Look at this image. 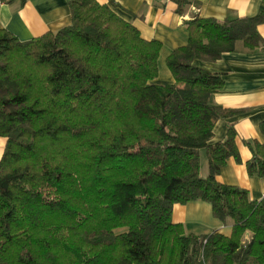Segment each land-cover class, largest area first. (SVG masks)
<instances>
[{
	"label": "trees",
	"instance_id": "trees-1",
	"mask_svg": "<svg viewBox=\"0 0 264 264\" xmlns=\"http://www.w3.org/2000/svg\"><path fill=\"white\" fill-rule=\"evenodd\" d=\"M173 2L179 14L190 4ZM69 8L68 25L28 41L0 27V264H264V197L217 180L240 161L233 126L210 143L240 110L214 105L223 79L193 63L237 41L257 47L264 9L188 20L186 45L166 59L174 82L160 85L158 40L106 3ZM244 143L247 173L264 179V146ZM194 200L230 220V235L173 222V205Z\"/></svg>",
	"mask_w": 264,
	"mask_h": 264
},
{
	"label": "crops",
	"instance_id": "crops-1",
	"mask_svg": "<svg viewBox=\"0 0 264 264\" xmlns=\"http://www.w3.org/2000/svg\"><path fill=\"white\" fill-rule=\"evenodd\" d=\"M70 0H11L0 2V27L21 41H28L47 31H56L71 21ZM108 4L118 15L130 22L146 40L161 43L157 59L158 75L152 83L172 84L174 79L167 68L166 59L177 47L186 45V22L198 16L218 21L239 17H255L264 9V0H189L181 14L175 12L173 0H97ZM260 44L254 49L237 41L232 52L224 53L215 61L194 60V64L221 75L223 86L214 93V105L240 110L238 113L218 119L213 127L210 143L223 140L229 125L235 132V145L240 161L229 157L220 168L217 180L226 185L247 190L251 200L264 197V179L249 175L245 164L252 157L245 141L256 140L264 146V22L257 26ZM5 139L0 137V158ZM206 166L207 162L204 156ZM208 172V168H207ZM206 172V175H207ZM205 175V176H206ZM172 220L182 223L187 234L204 235L218 231L229 236L231 221L222 222L212 214L211 205L194 200L174 204Z\"/></svg>",
	"mask_w": 264,
	"mask_h": 264
},
{
	"label": "rangeland",
	"instance_id": "rangeland-1",
	"mask_svg": "<svg viewBox=\"0 0 264 264\" xmlns=\"http://www.w3.org/2000/svg\"><path fill=\"white\" fill-rule=\"evenodd\" d=\"M206 172H207V166H206L204 158H202L201 175L205 176Z\"/></svg>",
	"mask_w": 264,
	"mask_h": 264
}]
</instances>
